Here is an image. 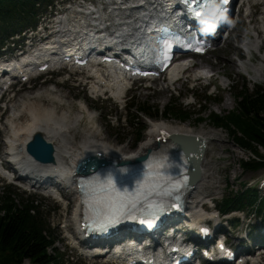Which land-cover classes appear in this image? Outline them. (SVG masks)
<instances>
[{
  "label": "rangeland",
  "instance_id": "obj_1",
  "mask_svg": "<svg viewBox=\"0 0 264 264\" xmlns=\"http://www.w3.org/2000/svg\"><path fill=\"white\" fill-rule=\"evenodd\" d=\"M244 1L245 0H239L238 2V5L240 7L242 6V14H240V17L242 18V15H244V17L242 18V21L239 23V25L235 27V30H233V32L231 31L233 34H231L229 38L225 39L224 41H221L217 48H215L213 51L208 53L206 56L201 57L200 61L195 67L187 68L179 81H177L172 87H167V77L162 79L160 78L156 82L151 83H146L145 81L135 82L126 93L123 101L117 102L108 91L98 95L91 92L90 87L95 81L94 77L90 75L86 76V73L67 74V70L61 76L59 70L58 73H47L46 75L34 78L29 82H21L18 80V83L11 91H8L6 95V104H2L0 107V123L2 124V127L6 128L4 122L9 118L11 108L20 107V103L23 101H30L29 103L27 102L28 106L32 104V101H35V104H39L41 107H51L54 105L51 100L54 99V101H56L57 98H59L65 103H55L56 106H59L57 107L58 114H60L64 109L67 110V105L69 103V105L72 106L70 110L72 112L70 119L77 114L82 115V106L80 105V109L77 107V105L82 101V103L88 105L89 111L94 113V120L91 122L85 117L80 121L78 129L74 131L72 130L74 133L75 142L80 144V142L87 136L92 138L94 141L106 144L107 147H112L114 150H121L122 153H130L134 149L138 148L141 143L146 141L148 137V130L152 128L154 123H163L174 127L183 125L184 123L180 120L170 117L166 118L161 116L159 118H155L150 115H142V119L146 124V128L144 130L142 139L137 143L136 137L138 135V131L129 124L127 118L125 117L127 113V106L130 104L131 100L134 97H137L140 99V101H146L152 105H158L160 109H164L165 105L171 103L172 101H177L178 103H181L184 108L195 110L196 114L185 123L190 124L195 130L205 127L213 130L217 134L215 137H213L214 141H210L208 145L206 160L209 161V164L204 167L207 171L212 173V182L206 187H203V189H197V191L200 190L201 192H204L203 196L208 195L214 199V202H211V204L216 205V208L214 209L215 215H218L217 208H220L219 204L221 200L240 189L243 184H248L250 187H256L262 194L264 191V189H262V185H264V169L257 171H244L239 162L242 158L249 159L252 154L239 148L233 141L230 132L226 128H220L216 126L209 117L211 113L225 114L234 108V92L239 86L247 84L250 89H253L257 84H264V73L261 72L262 75L261 78H259L258 74L260 73L256 72L254 68L260 67L261 65V60L259 57L260 54L264 53V50H262L264 47L260 49L261 51L254 47L253 49L255 51L253 62H251V64L247 66L246 69L240 68V63L243 65L246 63L242 46L246 43L244 41H246L245 36L248 32V29L250 31H252L254 28L258 29L262 24L261 20L264 14V4H260L259 2L257 3L256 0H247L246 2ZM51 7V5L41 4L39 6V12H42L45 9L44 13L48 14ZM247 15H249L248 18H246ZM250 22H252V24H250ZM234 34H238V37H233ZM254 39L256 38L250 35L247 40L250 43H254ZM259 40H264V34L261 35ZM239 53H241L243 58L239 56ZM231 57L232 60L230 62L229 59ZM229 62L233 65H230ZM200 65L205 66V68L213 74H218L211 76L209 80L200 77H197V79L194 76V73L199 69V67H201ZM38 91H42L46 93V95L41 92V96L43 95L42 97L39 96V98L34 97V100H27L28 95L34 96V93ZM53 93L59 95L53 97ZM45 97L47 99L50 97L51 100H42ZM34 109L33 112L35 113L41 114L43 112L42 109ZM199 117L204 120L201 121ZM28 118L29 117L24 114V116L19 119L18 122H20V124H24ZM94 124L97 126L96 128H92ZM3 128L0 130L1 152H3L5 149L3 138H6L7 135V130L5 132L3 131ZM90 129L98 130L100 131V134L97 136L95 133H90ZM123 138H126L124 142ZM216 139L218 144L222 145L221 149L215 146ZM261 151V153H264V150ZM206 170L204 169L205 172ZM206 175L209 176L207 172ZM2 184H4V186H12V188L15 189L17 193L23 194L25 196L32 195L38 198V203L42 204L43 206L42 210L44 214L53 224L55 232L59 234V241H57L56 245L59 249L67 254L70 264H88V262L93 264H112L111 259H109V263L107 261L108 259H98V261H94V259L93 261H89L88 259H85L80 250L76 249L74 245L70 243L69 238L72 231L69 230L66 232V220L67 216H72L73 219V205L76 204L75 194L73 197H71L72 200L66 197L63 202H61L57 197L54 196L52 192L44 191L40 188L33 189L31 187V189L26 190L19 186L9 184L8 181L1 177L0 192L2 190ZM55 188L56 187H54V190H56ZM63 189L67 190V192L72 191L71 188ZM197 191L193 194L195 199L198 195ZM217 202H219L218 206ZM68 203H71V207L68 208L67 211L66 206ZM233 218L238 220L237 225L232 228L229 224L232 223ZM220 219H222L223 223L225 224L224 229L226 230L229 242L233 245V247H236L237 245V247L241 250L244 248L241 252L247 250L249 246L254 250H257L256 248L258 247V243H253L248 234L252 232L255 227L256 229L254 234L256 237H260V234H257V228L258 225H264V222H262L260 216L251 211H248L247 213L245 212V214L243 212H235L232 214L228 213L227 215L221 213ZM232 230L233 232H230ZM236 235H246L247 239L240 242V239L237 240ZM67 236H69V238ZM244 243H246L245 246ZM26 263L32 264L29 261H26L25 264ZM115 264L120 263L119 261H116Z\"/></svg>",
  "mask_w": 264,
  "mask_h": 264
},
{
  "label": "bare ground",
  "instance_id": "obj_2",
  "mask_svg": "<svg viewBox=\"0 0 264 264\" xmlns=\"http://www.w3.org/2000/svg\"><path fill=\"white\" fill-rule=\"evenodd\" d=\"M246 1L247 0H245L244 2ZM256 1L257 3L259 2L260 4H264V0H256ZM173 2H178V0H171L169 3L172 4ZM135 6L136 3H131L128 5L129 12L132 14V16L135 17L143 16L144 15L143 11L140 9H136ZM248 17L249 15L246 16V18ZM164 23L165 25L170 26V23L166 21H164ZM261 23L262 24L259 26L258 29L254 28L252 31L248 29V32L245 36L246 41H244L246 43L242 46L245 57L244 59L246 60L245 63L246 66L240 63V68L246 69L247 66H249L251 62H253L254 51H255L253 49L254 47L259 51L261 48L264 47V40L263 41L259 40L261 35L264 34V14L262 16ZM250 24H252V22H250ZM250 35L256 38L254 39V43H250L247 40L250 37ZM131 36H132V30L130 28L118 34L119 39L120 38L130 39ZM233 37L235 38L238 37V34L236 35L234 34ZM109 45L110 42L105 43V46H109ZM53 51H56V49L50 50L47 53V57H49L50 53ZM239 56L242 57L241 53H239ZM259 58L261 60L260 67H254V68L256 72L260 73L258 74V77L261 78L262 75L261 72L264 73V53L260 54ZM96 59H98V57ZM229 60L231 62L232 57ZM36 61L37 60L35 57H24L23 59L14 62L12 66L16 70V73L22 72L23 74L27 75L25 72L35 69V67L37 66ZM230 62L229 64L233 65ZM188 63H190L189 60L181 59L178 61L177 64L170 66L167 87L168 86L172 87L173 85H175L177 81H179V79L182 77V75L187 70V68H189L187 67ZM204 69H206L205 66L199 67V69L195 71L194 76L207 79V77L210 75L204 73ZM86 73L87 75H90L95 78V81L92 83L90 87L91 92L93 94L98 95L104 93L105 91H108L110 92V95L117 102H122L126 96V93L129 91L131 79H129L126 73L122 72V70H120L117 66L110 65L107 68H103V67H99L98 65L91 64L87 68ZM217 74L218 73H214V76ZM4 86H5V81L0 80V96L6 92ZM164 87L166 88L165 85ZM41 92L42 91H38L34 93L35 94L34 96L28 95L27 100L29 99L34 100L35 99L34 97L39 98V96H41L42 93L46 95V93L44 92L41 93ZM56 95L59 94L56 93L52 94L53 97ZM46 97L43 98L42 100L47 99ZM48 99H50V97ZM51 101L54 104L51 107H41L39 104H35L36 103L35 101H32L31 102L32 104L28 106L27 104L28 101L27 102L23 101L22 103H20V107L11 108V113L9 115V118L4 122L6 128H3L2 124L0 123V130L1 128H3L4 129L3 131L5 132L7 130L6 138H3L4 141L3 143H5L4 144L5 149L3 150V152L0 151L1 152L0 158H3L5 162L9 164V166L17 168V170L20 172L19 179H21L22 181H28L25 182V184L28 185V187H31L33 189L40 188L48 192H53L54 187H56L57 191L61 190L62 192H64V195L70 200H72L71 197H73L74 194L76 195V204L73 205V211H72L73 219L72 216L71 217L67 216V220H66L67 222L66 228L71 230L73 232L72 234H74L75 236V237H72L73 235L70 236L71 239L70 243L72 242V244H74L75 247L77 245L76 240L78 239L77 225L79 219L81 218V213H80V193L77 190V186H76L77 182L74 181L73 178L75 176V168L80 162V160H82L87 156H95V155H100L104 157H115L120 160H134L135 158L147 153L149 149H157L159 146L158 138H160L163 135L178 134V135L201 137L205 139L206 148L204 154L202 155V158L200 159L201 174L199 176L196 186L189 193L188 204H187L188 213L187 216H185V219L188 218V220L198 221L199 223H202L207 219H212L214 220V222L220 221L217 215H215L213 209L208 210L206 205H201L203 199L205 200L211 199V197H209L208 195L203 196L204 192H201L200 190L197 191V189H203V187H206L209 183L212 182L211 179L212 173L207 171L206 168L204 167H206V165L209 164V161L206 160V152L208 150V145L210 141H214L213 137L217 135L213 130L205 127H201L200 129L195 130L190 124L185 122L183 123V125L176 127L169 126L163 123H154L152 128L148 130V137L146 141L141 143L138 146V148L134 149L132 152L122 153L121 150H119L121 152L114 150L112 149V147H107L106 144L102 142L94 141L92 138L87 136L86 138H84L86 140L83 139L80 142V144H77L75 142V137L72 130L73 131L77 130L80 121L85 117L92 122V120H94L93 119L94 113L89 111L88 105L82 103L81 101L77 105V107L78 109H80V105L82 106L81 108L82 115L77 114L70 119V115L72 113L70 110L72 106L69 105V103L67 105V110L64 109L65 111L63 110L61 111L60 114H58L57 107L59 106L58 105L56 106L55 103L64 104L65 102H62V100L59 98H57L56 101H54V99H52ZM34 108L42 109L43 112L41 114L35 113L33 112ZM24 114H26L29 118L24 122V124L23 123L20 124V122L18 121L24 116ZM96 127L97 126L95 124L94 126H92V128H96ZM89 131L90 133L97 134V136L100 134V131L98 130L90 129ZM36 132H42L46 140L54 145L55 147L54 163L44 164L38 162L27 152L26 146ZM215 146H217L219 149L222 148L221 147L222 145L218 144L217 139L215 141ZM204 169L206 170L207 174H209V176L206 175ZM0 175H1V171H0ZM63 188H71L72 191L67 192V190ZM196 191L198 195L195 199L193 194ZM55 192H53V194ZM212 205L213 204H211L210 206ZM70 207H71V203H68V205L66 206L67 211L68 208ZM223 225L225 226V224ZM260 229L262 231L261 234L264 239V227H260ZM241 237H242L241 235H238L237 240L240 239ZM72 239L74 240L72 241ZM100 248L101 247L98 245H93L88 248L90 252L95 250L92 252L95 255L93 260L108 259L107 261L109 263L110 262L109 259H111L112 264H115L116 261L119 262L121 261L120 264H128V263H124L122 260L117 259L113 256L111 257L109 254L97 255V251L100 250ZM102 248L104 249V247ZM159 256L160 253L159 255H156L155 258L157 259ZM263 260H264V254L261 251L259 252L258 255L252 257L251 261L252 264H263ZM238 264H240V262Z\"/></svg>",
  "mask_w": 264,
  "mask_h": 264
},
{
  "label": "trees",
  "instance_id": "obj_3",
  "mask_svg": "<svg viewBox=\"0 0 264 264\" xmlns=\"http://www.w3.org/2000/svg\"><path fill=\"white\" fill-rule=\"evenodd\" d=\"M49 1L0 0V46L19 30L34 26L39 14L37 4ZM236 89L234 108L225 114L211 113L209 117L216 126L230 132L239 148L252 154L249 159L240 160L243 170H261L264 169V153H261L264 150V84H257L253 89L244 84ZM195 114V110L186 109L177 101H172L164 109H160L158 105L134 97L127 106L125 117L137 129L138 143L146 128L142 115L155 118L164 116L187 122ZM125 139L123 138V142ZM42 207L37 197L17 193L9 185L2 187L0 264H25L26 261L32 264H70L67 254L56 245L59 234L55 232ZM220 207L224 211L255 212L264 221V191L261 194L256 187L243 184L230 196L224 197Z\"/></svg>",
  "mask_w": 264,
  "mask_h": 264
},
{
  "label": "snow or ice",
  "instance_id": "obj_4",
  "mask_svg": "<svg viewBox=\"0 0 264 264\" xmlns=\"http://www.w3.org/2000/svg\"><path fill=\"white\" fill-rule=\"evenodd\" d=\"M183 2L192 10L194 17H200L202 5L200 10L193 9V5L200 4V0H183ZM227 2L228 0H220L221 4ZM178 39V36L167 30L164 31L158 41L161 59H170L173 42ZM183 163V159L178 163L174 162L166 153L154 156L137 174L135 182L130 187H125L111 173L96 176L86 186L85 195L91 197L92 203L97 208L96 214L100 220V226L106 230L108 226L118 222L117 217L124 214L141 213L145 217L154 218L161 208V204L156 202L157 198L170 197L173 193H178L186 184L187 177L181 171ZM85 202L87 203L88 200L86 199ZM141 222L147 223L149 228L153 226L147 220Z\"/></svg>",
  "mask_w": 264,
  "mask_h": 264
},
{
  "label": "water",
  "instance_id": "obj_5",
  "mask_svg": "<svg viewBox=\"0 0 264 264\" xmlns=\"http://www.w3.org/2000/svg\"><path fill=\"white\" fill-rule=\"evenodd\" d=\"M173 140L176 142L182 141L184 139L188 140L189 142L193 141L197 145L196 147V161L199 163L200 159L206 148V141L201 137L195 136H186V135H173ZM184 140V141H186ZM27 151L28 153L33 156L36 160L42 163H54V152L55 147L54 145L47 141L45 136L42 132H36L32 137L31 141L27 144ZM149 152V151H148ZM148 156V153L137 157L133 162H141ZM131 160L122 161L121 163H131ZM109 163L106 159H103L99 156H91L85 158L81 161L78 165L77 171L80 174H89L97 170L100 166L106 165Z\"/></svg>",
  "mask_w": 264,
  "mask_h": 264
}]
</instances>
